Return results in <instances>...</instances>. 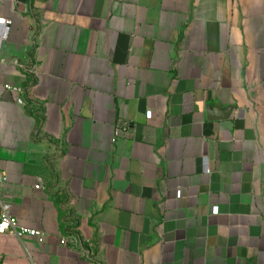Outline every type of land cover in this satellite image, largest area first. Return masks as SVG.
Wrapping results in <instances>:
<instances>
[{
    "label": "crops",
    "instance_id": "obj_1",
    "mask_svg": "<svg viewBox=\"0 0 264 264\" xmlns=\"http://www.w3.org/2000/svg\"><path fill=\"white\" fill-rule=\"evenodd\" d=\"M0 18V195L45 234H0V264H264V0Z\"/></svg>",
    "mask_w": 264,
    "mask_h": 264
},
{
    "label": "built area",
    "instance_id": "obj_2",
    "mask_svg": "<svg viewBox=\"0 0 264 264\" xmlns=\"http://www.w3.org/2000/svg\"><path fill=\"white\" fill-rule=\"evenodd\" d=\"M4 0H0V6L3 4ZM12 25V21L6 18H0V27L3 31L2 38H6L8 35V32L10 30V27ZM31 73H35V69H31ZM6 90L14 91L16 93H21V89H15L9 86L5 87ZM18 104H23L22 99H18ZM148 120L152 119V113L148 112L146 115ZM128 130L127 125L120 128L118 130L119 133L126 132ZM6 182V178L1 175L0 173V185ZM37 189H40L41 186L37 185ZM180 196V194H179ZM218 209H213V214H216ZM0 234L2 235H12L22 241L23 239L29 237L37 239L38 242L43 243L45 234L42 231L31 229L28 227L20 226L18 220L11 214V206L7 203H5L0 195ZM70 240L73 244L77 245L79 244V240L75 237H70ZM63 244L66 243V240L64 239L62 241Z\"/></svg>",
    "mask_w": 264,
    "mask_h": 264
}]
</instances>
